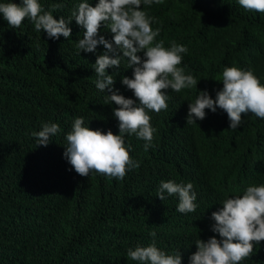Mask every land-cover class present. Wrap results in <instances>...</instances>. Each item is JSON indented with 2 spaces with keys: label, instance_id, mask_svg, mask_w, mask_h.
<instances>
[{
  "label": "trees",
  "instance_id": "16d2710c",
  "mask_svg": "<svg viewBox=\"0 0 264 264\" xmlns=\"http://www.w3.org/2000/svg\"><path fill=\"white\" fill-rule=\"evenodd\" d=\"M7 2L21 0H0ZM82 2L38 0L44 11L66 21ZM88 2L95 6L99 0ZM141 9L156 18L155 42L188 48L177 67L198 84L169 89L166 110L146 109L155 129L147 151L146 141L124 134L140 167L123 180L95 171L81 176L64 156L76 118L119 135L113 113L119 106L108 101L107 89L98 92L88 52L76 48L86 29L73 18L71 37L52 39L27 18L19 28L9 27L0 13V264H138L127 257L128 249L152 244V231L160 250L180 251L182 264H190L196 240L219 239L212 213L221 203L243 184L264 185V119L242 114V125L233 130L227 113L217 108L187 124L189 104L201 90L215 99L226 67L251 70L264 84V13L246 10L238 0H164ZM99 35L110 41L114 36L103 23ZM133 71L121 58L111 75L114 89L135 100L122 83ZM53 123L59 132L47 146L38 145L32 133ZM218 178L223 181L214 186ZM169 180L193 184L195 212H178L176 195L165 192L164 201L157 196L161 182ZM240 264H264V241Z\"/></svg>",
  "mask_w": 264,
  "mask_h": 264
},
{
  "label": "clouds",
  "instance_id": "9594fccd",
  "mask_svg": "<svg viewBox=\"0 0 264 264\" xmlns=\"http://www.w3.org/2000/svg\"><path fill=\"white\" fill-rule=\"evenodd\" d=\"M164 0H99L92 6L88 0L73 10L66 21L63 16L56 19L52 11H44L38 0H21V3H0V13L9 27L19 28L25 19L34 23L35 30H44L49 38H69L72 29L68 26L74 18L86 31L79 39L76 48L88 52L98 79L95 81L99 93L107 89L108 101L118 105L113 109L119 121V135L111 130H93L85 127L83 118H76L72 130L66 135L65 158L77 174L88 177L95 171L108 177L123 180L127 171L139 168L140 164L130 156L125 145L124 134H135L146 141L145 151L152 146L155 129L150 124L147 110L159 113L166 110L167 91L180 92L182 89L197 87L198 81L191 74H185L182 67V54L188 52L185 45L155 42L159 29L153 30L155 17L149 16L141 5L162 4ZM246 10L264 13V0H238ZM55 8L61 5H55ZM114 34L113 40L99 35L101 25ZM114 41V42H113ZM103 45L104 48H97ZM122 53V55H121ZM138 53H143V56ZM121 58H127L133 77L123 76L122 83L132 90L135 100L119 94L114 89L115 79L111 74L121 67ZM223 88L213 99L207 90L199 91L195 102L189 104L187 124L196 123L206 116L205 109L215 112L224 110L230 122V129L242 125V114L251 113L264 119V84L251 71L235 66L226 67L222 73ZM137 100L139 101L137 103ZM59 132V125L44 124L42 130L33 132L38 145L47 146L51 137ZM223 181L218 178L214 186ZM165 192L179 198L177 211L195 212L197 194L193 184L162 181L157 196L164 201ZM230 197V196H229ZM222 208L212 213V231L219 235L207 241L196 240L197 251L190 257V264H240L251 256L254 245L264 241V185L243 184L231 198L225 199ZM153 243L148 246L129 248L127 257L138 264H182L179 252L168 255L160 250L154 241L156 232L152 231Z\"/></svg>",
  "mask_w": 264,
  "mask_h": 264
}]
</instances>
